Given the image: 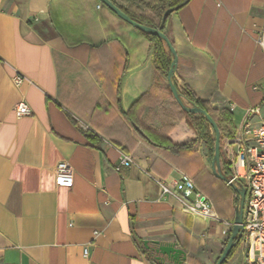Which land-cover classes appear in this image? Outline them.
Masks as SVG:
<instances>
[{"label":"crops","instance_id":"obj_1","mask_svg":"<svg viewBox=\"0 0 264 264\" xmlns=\"http://www.w3.org/2000/svg\"><path fill=\"white\" fill-rule=\"evenodd\" d=\"M263 20L264 0H189L164 27L179 93L230 110L233 134L249 108L264 116ZM20 101L30 114L15 111ZM175 107L150 42L99 0H0V264H177L144 240L182 249L181 264H214L240 195L214 172L206 143L185 146L195 134L169 117ZM135 117L184 145L149 141ZM122 154L133 163L115 171ZM60 161L73 169L69 188L55 184ZM220 172L229 177L221 154ZM181 174L219 220L161 191L157 180ZM227 264H250L242 245Z\"/></svg>","mask_w":264,"mask_h":264},{"label":"built area","instance_id":"obj_2","mask_svg":"<svg viewBox=\"0 0 264 264\" xmlns=\"http://www.w3.org/2000/svg\"><path fill=\"white\" fill-rule=\"evenodd\" d=\"M101 4L98 5L100 7ZM256 42L264 54V20L258 29ZM22 75L16 74L13 81L19 85ZM19 115L30 114L31 109L24 101L15 106ZM257 117L256 120H253ZM228 154L229 183L240 184L246 189L243 207L242 233L240 244L244 257L250 264H264V116L260 107L249 108L239 129L226 139ZM133 163L129 155L122 154L115 165V171H120ZM54 181L58 187L69 188L73 185V169L66 161H60L55 166ZM161 191L174 196L183 209L203 217L219 220L207 196L196 191L191 177L181 174L172 184L157 180ZM225 223V232L232 229L233 223ZM85 248L83 253L87 255Z\"/></svg>","mask_w":264,"mask_h":264},{"label":"trees","instance_id":"obj_3","mask_svg":"<svg viewBox=\"0 0 264 264\" xmlns=\"http://www.w3.org/2000/svg\"><path fill=\"white\" fill-rule=\"evenodd\" d=\"M116 4L129 18L137 21L143 25L152 27L154 29L164 32V27L170 14L184 5L189 0H135V3H127L126 6L117 4L114 0H111ZM126 1V0H122ZM149 12V13H148ZM166 12H169L165 15ZM145 38L150 42L152 46V62L156 69L160 70L166 75L171 64V55L164 48L163 40L153 34L142 32ZM175 84V82H174ZM176 85V84H175ZM182 95V94H181ZM185 99L203 110H205L214 120L221 136L226 134L231 136L234 131L233 116L230 110L226 108L216 109L209 106L205 101L196 99L190 92H185ZM144 95L135 100L129 110L126 112L127 117L130 118L132 113H137L145 103ZM178 118L184 119L187 126L194 132L195 136L189 140V143H185L186 147L194 145L198 141H203L209 148L210 155L213 156L215 133L213 128L209 124L208 120L201 114H192L184 111L178 112ZM134 123L139 126L145 137L151 142L157 145L170 147L171 149L182 147L183 143H172L169 137L164 136L158 130L147 127L140 123L138 118L135 117ZM231 230L227 233L226 239L223 241L222 250L225 247L228 238L231 235ZM241 234H238L235 238V245L233 246L230 254L227 256L223 264H227L237 247L239 246ZM221 250V251H222Z\"/></svg>","mask_w":264,"mask_h":264},{"label":"water","instance_id":"obj_4","mask_svg":"<svg viewBox=\"0 0 264 264\" xmlns=\"http://www.w3.org/2000/svg\"><path fill=\"white\" fill-rule=\"evenodd\" d=\"M99 1L103 5H105L107 8H109L111 11H113L121 19L125 20L126 22L134 26L139 31L156 35L160 37L163 40V42L167 45L169 52L172 54L170 68L166 73L168 86L172 94V97L174 98V100L176 101V103L178 104V106L181 108L182 111L187 112V113H192V114H201L208 120L209 124L211 125L215 133L214 151H213V156H212V168L219 177L223 178L225 182H228V178L220 172V133H219V129L217 128V125L215 124L212 117L205 110L191 103L189 105L186 104L185 97L179 93L176 85L174 84V79H173L174 71L177 65V57L175 54V50L173 46L171 45L170 41L168 40L166 34L160 30L154 29L152 27L143 25L137 21L132 20L111 0H99ZM167 13L169 12H166L165 15ZM237 185L233 183H229V186H233L239 192V195H240L239 205L237 207V211L235 214V220L233 222V227L231 229L232 232H231L230 237L228 238V241L225 247L219 254L214 264H223L227 256L230 254L233 246L235 245L234 240L236 236L242 233L243 207H244L246 189L240 184H237ZM143 244L145 248L153 252L155 259L160 258L158 254L166 255L168 258H170L177 264H181L182 261L185 259L184 251L180 248H177L176 246L172 244H166V245L158 244L156 247H151L149 246L148 242L145 240L143 241Z\"/></svg>","mask_w":264,"mask_h":264},{"label":"rangeland","instance_id":"obj_5","mask_svg":"<svg viewBox=\"0 0 264 264\" xmlns=\"http://www.w3.org/2000/svg\"><path fill=\"white\" fill-rule=\"evenodd\" d=\"M185 103L187 104V102H185ZM176 114H177V107L174 108V113L170 109V112H169V117L170 118H176V117H178V116H176ZM231 136H228L226 134H223V136H221V141H220V154L223 157V160L226 161L227 163H228V154H227L226 146L225 145H226V139L227 138H230ZM239 245H241V244L239 243Z\"/></svg>","mask_w":264,"mask_h":264}]
</instances>
